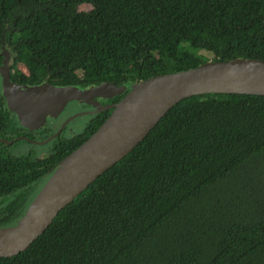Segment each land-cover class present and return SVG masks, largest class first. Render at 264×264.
<instances>
[{"label": "trees", "instance_id": "16d2710c", "mask_svg": "<svg viewBox=\"0 0 264 264\" xmlns=\"http://www.w3.org/2000/svg\"><path fill=\"white\" fill-rule=\"evenodd\" d=\"M3 39L17 45L16 84L128 92L209 61L197 51L264 61V0H0ZM109 115L47 159L0 155V227L17 224L44 176ZM263 162L264 97L187 98L0 264H264Z\"/></svg>", "mask_w": 264, "mask_h": 264}, {"label": "water", "instance_id": "95a60500", "mask_svg": "<svg viewBox=\"0 0 264 264\" xmlns=\"http://www.w3.org/2000/svg\"><path fill=\"white\" fill-rule=\"evenodd\" d=\"M9 72H4L8 108L29 129L42 126L48 117L56 118L75 101L96 108L91 114L111 113L87 141L44 176L39 193L17 224L0 227V258L26 251L64 208L131 153L181 101L206 94L264 97V61L255 59L208 61L197 68L142 81L128 92L127 86L109 82L84 89L49 84L17 86L12 84ZM120 96L123 98L119 102L109 106L97 101ZM8 229L14 231L4 233Z\"/></svg>", "mask_w": 264, "mask_h": 264}, {"label": "flooded vegetation", "instance_id": "af4514ba", "mask_svg": "<svg viewBox=\"0 0 264 264\" xmlns=\"http://www.w3.org/2000/svg\"><path fill=\"white\" fill-rule=\"evenodd\" d=\"M16 51L17 45L11 40H2L0 47V118L5 121L2 126L0 125V155L15 158L28 157L36 160L47 159L52 156L56 146L71 138L69 136L71 128L80 118L86 119L85 124H87L90 118L95 115L104 112L111 113V110H107L91 114L96 111V108L75 101L68 104L56 118L48 117L42 126H36L32 129L25 127L17 114L9 110L4 95V72H7L8 69L12 84L21 86L12 80L17 70L22 72L21 67L15 63ZM44 82L43 84H47L46 81ZM116 98L118 97L112 99L98 98L97 101L102 106H109L117 103ZM80 114H84V116L76 117ZM71 136L75 135L72 134Z\"/></svg>", "mask_w": 264, "mask_h": 264}, {"label": "rangeland", "instance_id": "374dc122", "mask_svg": "<svg viewBox=\"0 0 264 264\" xmlns=\"http://www.w3.org/2000/svg\"><path fill=\"white\" fill-rule=\"evenodd\" d=\"M91 8L92 7H91L89 1H86V2L81 4V6L78 8V10L79 11H83V12H89L91 10ZM196 53L198 55H202V56L206 57L209 61H211L213 59V54H211L209 52L197 51ZM81 74H83V72ZM85 120L86 119H84V118H80V120H78L77 123L72 126L71 131L69 133L70 137H73V136H71L72 134L76 135V134L82 133L84 131V129H85V125H84L85 124ZM262 168H263V174L261 175V178L263 180H261V183L262 182L264 183V162H263ZM262 185H264V184H262Z\"/></svg>", "mask_w": 264, "mask_h": 264}, {"label": "bare ground", "instance_id": "6f19581e", "mask_svg": "<svg viewBox=\"0 0 264 264\" xmlns=\"http://www.w3.org/2000/svg\"><path fill=\"white\" fill-rule=\"evenodd\" d=\"M13 231H14L13 229H8V230L4 231V233L10 234V233H12Z\"/></svg>", "mask_w": 264, "mask_h": 264}]
</instances>
